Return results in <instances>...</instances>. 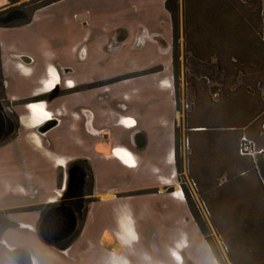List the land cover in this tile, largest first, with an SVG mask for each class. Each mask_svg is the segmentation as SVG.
Listing matches in <instances>:
<instances>
[{"label":"crops","instance_id":"obj_1","mask_svg":"<svg viewBox=\"0 0 264 264\" xmlns=\"http://www.w3.org/2000/svg\"><path fill=\"white\" fill-rule=\"evenodd\" d=\"M76 1L62 0L44 7L27 25L0 27V77L21 123L27 115L21 112L28 105L19 103L44 94L42 82L50 68L65 85L74 82L72 88L65 86L71 94L50 104L54 116L67 111V118L52 128V148L46 150L47 155L30 147L27 134L0 142V186L6 194L23 198L27 192L21 182L29 173L40 176L30 179L40 183V189H56L60 169L65 180L67 164L81 160L90 168L93 201L81 233L66 249L42 240L40 212L9 214L14 226L0 237V264H25L26 257L29 264H186L185 260L218 264L179 183L185 118L180 121L178 115L173 28L166 0H113V8L121 3L119 17L127 15L129 21L111 28L102 25V33L93 40L88 39L87 29L95 21L88 7L70 5ZM120 29L125 32L122 38L117 35ZM154 68L157 70L148 72ZM129 74L136 75L125 78ZM105 81L111 82L97 85ZM112 83L118 87L115 92L94 94L98 87L106 90ZM121 91H128L127 99ZM82 109L92 112L91 121L82 118ZM128 118L135 124L122 123ZM35 141L43 146L39 139ZM124 148L134 166L118 154ZM196 159L193 157L194 162ZM4 182L9 185L4 187ZM37 203H48V199L39 198ZM103 221L106 227L101 228ZM106 240L117 241L122 250L107 249ZM149 243L158 258L148 251Z\"/></svg>","mask_w":264,"mask_h":264},{"label":"trees","instance_id":"obj_2","mask_svg":"<svg viewBox=\"0 0 264 264\" xmlns=\"http://www.w3.org/2000/svg\"><path fill=\"white\" fill-rule=\"evenodd\" d=\"M7 1L0 9L2 28L27 25L38 10L62 0ZM250 4L251 0L165 3L173 28L174 78H179L182 65V14L185 83L194 94L192 111L186 114L188 174L202 206L188 190L185 199L218 264H227V260L205 220L206 214L230 264H264V151L257 164L239 152L244 140L251 142L250 146L264 147V39L257 26L259 17L264 16V0H255L253 8ZM214 84L219 88L212 91ZM179 150L178 133L177 155ZM196 156L200 164L197 159L194 162ZM222 179L225 181L220 184ZM222 211L229 212L230 217ZM1 223L0 237L4 229L14 226L7 220ZM18 252L28 256L24 250ZM29 262L26 257L25 264Z\"/></svg>","mask_w":264,"mask_h":264},{"label":"rangeland","instance_id":"obj_3","mask_svg":"<svg viewBox=\"0 0 264 264\" xmlns=\"http://www.w3.org/2000/svg\"><path fill=\"white\" fill-rule=\"evenodd\" d=\"M25 0H20V2L18 4L23 3ZM103 0H77L76 2H70V5L73 4V6H82V7H88L89 8V16L92 18V21H95V26L88 28V39H92L95 38L98 34L102 33V25H105L108 28L111 27H115L118 24H121L123 22V20L127 19L129 21V17L126 15V18L122 19L121 15L119 17V13L118 11H120V6L121 3L116 2L115 3V7L113 8V0H105L104 1V9H102V5L100 6V4H103L102 2ZM142 1V0H140ZM145 1V0H144ZM234 3H238V2H242V0H233ZM8 4L7 0H0V9L4 8L6 5ZM255 0H251V4L249 7H255ZM264 13V10H263ZM182 15V14H181ZM181 20H180V24H179V29H180V49H181V69H180V76L179 78L176 80V92H177V96H178V115H179V119L180 121L183 120V118H185V122H184V128L182 130V134H181V154L183 155L182 158V169H181V173L179 175V183L182 186L183 189V193L185 196V190H188L189 193L192 195L193 198H197L194 199L196 200V203L200 205V207L202 206V201L198 195V193L196 192V189H194L195 187L193 186L189 174H188V169H187V154H188V147H187V143H188V132L186 129V114L192 111V107L194 104V94L192 91V88L190 86H187L185 83V66L183 64L184 61V37H183V22H182V16ZM254 16V15H252ZM89 17V19H90ZM99 25V26H98ZM258 30L259 32H261L262 37L264 39V16L259 17L258 19ZM117 35L118 38H122L125 35L124 30H119L117 31ZM91 40V41H92ZM88 45H90V43H88ZM122 77H119L117 79H121ZM64 79H62V86H66L64 83ZM111 81H105L102 83H97V85H106L108 83H110ZM217 88H219V85H213L212 87V91H215ZM116 90H118V87L116 86V83H112L109 85V88L106 90L104 89V87H98L97 91L94 92L95 95H106V94H110L111 92H115ZM122 96H125V98H128V91H121ZM213 98H216V95L214 94V96H212ZM108 98V97H107ZM46 99V98H45ZM107 104V103H106ZM50 111L52 112L54 109L53 107L49 108ZM27 112V110L22 111L21 113H25ZM67 111L60 112L57 113L54 118L58 119V123H60L61 121H64L65 118H67ZM81 115L82 118L85 119V121L90 120L92 118V112L90 110H81ZM69 116V115H68ZM20 126V135L23 136L24 134H27V137H30V147L38 152H40V154H48V152L46 150H49L52 148L51 144H50V139H51V134L50 132H52V129L49 130L48 132L42 134L39 132V128H30L25 122L24 123H19ZM182 126V125H181ZM183 127V126H182ZM187 134V136H186ZM35 135H37L40 138V141H42L43 146H38L37 142L35 141ZM245 142V141H243ZM251 143V142H250ZM250 143L245 142L242 143L240 145V154H245L250 156V158L257 164V162L259 161L260 157L259 155L264 151L262 149H264V147H259L256 146L255 144L252 146H250ZM243 149V152H242ZM253 154V155H252ZM44 155V156H46ZM197 157L198 163H201V159ZM262 158L264 159V154L262 155ZM184 159V160H183ZM205 166H201V168H204ZM86 171L88 170V168L85 166ZM3 168H1L0 170H2ZM207 169V168H205ZM204 169V170H205ZM215 169V168H214ZM4 173V172H1ZM29 174V173H25L24 174V179H22L21 185L24 187V189L26 190V194L24 195V197L20 198L18 196H15L13 194H6L4 192V190L2 189V187L0 186V229L3 228V224L1 222H3V220H7L9 221V214H17V213H24V212H31V213H39L40 210H45L46 207L44 204H39L37 203L39 201V198H41V200H45V199H49L51 197L56 196V194L54 193V191H59L61 192L62 188H60L61 190H57L56 189H52V188H46V189H40L39 185L40 183H37V181H31V178H38L40 177L38 174ZM63 173L60 169L59 172V181H58V185L59 187H61V181L66 180V175H65V180L63 178ZM225 181V179H222L220 181V184L223 183ZM9 184L4 182L3 186L7 187ZM90 185H91V177L88 175L87 178V185H86V192L85 194H89L90 191ZM63 187V186H62ZM196 192V193H195ZM24 200V201H23ZM21 201V202H20ZM23 201V202H22ZM200 202V203H199ZM15 205V206H14ZM12 206V207H11ZM224 209V208H223ZM227 210V209H224ZM221 214L223 215H230L229 212L227 211H222ZM230 217V216H229ZM207 224H209L208 226L211 228L212 232H213V236L216 240V242L219 244L220 249L223 251V254L225 255V258L227 260V264H230L228 262V257H227V253L226 250L222 249V244L219 241V238L211 224L210 218L207 217L206 214V218H205ZM10 222V221H9ZM50 222V221H48ZM134 223L136 224V222L134 221ZM106 227V224L103 222H101V228ZM100 228V229H101ZM5 230V229H4ZM3 230V231H4ZM108 236H106L107 238ZM43 240V238H42ZM44 241V240H43ZM106 246L108 247L107 249H111L115 244L117 245V248H115V253H119L122 250V245L120 243H118L117 241H112L109 243V240H106ZM49 245V244H48ZM147 249L149 252L152 253L153 256H156V258L159 257V254L156 253V249L153 245H151V243H149L147 246ZM133 254V253H131ZM146 255V259L150 260V255L149 254H145ZM178 260H181V255L177 254L176 255ZM163 261H165L166 257L165 255L163 256Z\"/></svg>","mask_w":264,"mask_h":264},{"label":"flooded vegetation","instance_id":"obj_4","mask_svg":"<svg viewBox=\"0 0 264 264\" xmlns=\"http://www.w3.org/2000/svg\"><path fill=\"white\" fill-rule=\"evenodd\" d=\"M55 74L58 77L56 83L49 88L48 84ZM61 82L62 78L60 75L53 68H50L42 82V92L44 94L19 103L22 106L28 105L26 107L27 115L23 116V118L24 122L30 128H40L53 119L58 121L57 118H54V113L49 109L51 107L50 104L56 98L65 97L71 94V90L62 86ZM66 86L72 88L74 87V82L69 80L66 83ZM41 99H44V101H41ZM41 103L44 104L49 116H46L40 123L36 124L35 121L39 118V113L35 108L29 106H36ZM19 123V115L14 109V104L6 97L4 79L0 77V142L16 138L20 134L19 131L21 128ZM34 138L40 140L37 135H35ZM85 166L87 167V165L81 160H74L68 163L65 169L66 180L64 183L61 181V187H59L57 183V190H61L60 188H62L61 192L54 191L56 196L49 198L48 203L44 204L46 207L45 210H40L41 219L38 226L39 232L43 234L44 238L41 237L44 242L50 246L59 249H66L71 246L74 239L81 233L84 220L87 218L88 205L93 201L92 180L90 185L91 192L85 194L87 190V178L89 175ZM48 221L53 223L52 227L48 226V223H50ZM115 248H117L116 244L111 249L115 250ZM109 257L111 261L112 257ZM128 263L134 264L132 261H128ZM185 263L190 264L187 260H185Z\"/></svg>","mask_w":264,"mask_h":264},{"label":"bare ground","instance_id":"obj_5","mask_svg":"<svg viewBox=\"0 0 264 264\" xmlns=\"http://www.w3.org/2000/svg\"><path fill=\"white\" fill-rule=\"evenodd\" d=\"M57 78H58V77H57V75L55 74V76L52 78V80H50V82H49V84H48V87H49V88H51V87L56 83ZM35 110H37L38 113H39V118L36 119V121H35L36 124L40 123V122L42 121V119L45 118L46 116H49V115H48V112L46 111L45 106H44L43 103L36 105V106H35ZM124 153H128V154H130L129 150H127V149H125V148L122 149V150H120L118 154H119L121 157L125 158L126 156H124ZM58 161H59L60 163H62V162H63V159H60V160H58Z\"/></svg>","mask_w":264,"mask_h":264},{"label":"snow or ice","instance_id":"obj_6","mask_svg":"<svg viewBox=\"0 0 264 264\" xmlns=\"http://www.w3.org/2000/svg\"><path fill=\"white\" fill-rule=\"evenodd\" d=\"M29 107L35 108L34 105H30ZM122 123H124L125 125H134L135 124V121L132 120L131 118H128V119L122 121ZM118 153H119V150H118ZM124 156L127 157V159H125L124 162L127 163V164H129V166H134V161L132 160L130 154L124 153Z\"/></svg>","mask_w":264,"mask_h":264},{"label":"water","instance_id":"obj_7","mask_svg":"<svg viewBox=\"0 0 264 264\" xmlns=\"http://www.w3.org/2000/svg\"><path fill=\"white\" fill-rule=\"evenodd\" d=\"M41 101H44V100H41ZM38 102H40V101H38ZM57 124H58V122L55 119H53V120L47 122L46 124H44L43 126H41L39 128V132L44 134V133L48 132L50 129H52L54 126H56ZM40 235L43 237V234L40 233Z\"/></svg>","mask_w":264,"mask_h":264},{"label":"built area","instance_id":"obj_8","mask_svg":"<svg viewBox=\"0 0 264 264\" xmlns=\"http://www.w3.org/2000/svg\"><path fill=\"white\" fill-rule=\"evenodd\" d=\"M245 141V140H244ZM245 143V142H244ZM187 146H188V143H187ZM117 152V151H116ZM242 152H243V149H242ZM253 155V154H252ZM124 160L127 159V158H123ZM195 189V188H194ZM196 193V192H195Z\"/></svg>","mask_w":264,"mask_h":264}]
</instances>
